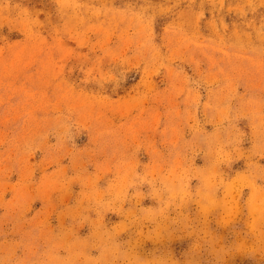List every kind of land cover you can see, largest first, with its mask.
<instances>
[{
	"label": "rangeland",
	"instance_id": "1",
	"mask_svg": "<svg viewBox=\"0 0 264 264\" xmlns=\"http://www.w3.org/2000/svg\"><path fill=\"white\" fill-rule=\"evenodd\" d=\"M0 264H264V0H0Z\"/></svg>",
	"mask_w": 264,
	"mask_h": 264
}]
</instances>
